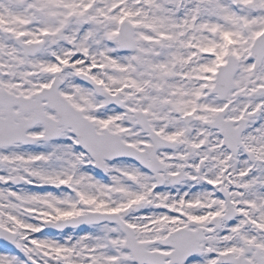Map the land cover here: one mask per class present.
<instances>
[{"label": "snow or ice", "instance_id": "6c2138e0", "mask_svg": "<svg viewBox=\"0 0 264 264\" xmlns=\"http://www.w3.org/2000/svg\"><path fill=\"white\" fill-rule=\"evenodd\" d=\"M0 264H264V0H0Z\"/></svg>", "mask_w": 264, "mask_h": 264}]
</instances>
